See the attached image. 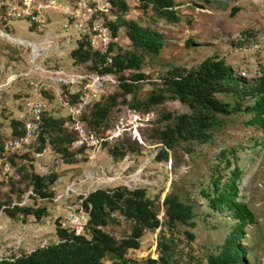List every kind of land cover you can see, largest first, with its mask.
<instances>
[{
  "label": "rangeland",
  "instance_id": "1",
  "mask_svg": "<svg viewBox=\"0 0 264 264\" xmlns=\"http://www.w3.org/2000/svg\"><path fill=\"white\" fill-rule=\"evenodd\" d=\"M125 2L128 5L126 12L121 13L119 8L113 7L105 15L109 28V22L122 15L124 19L136 20L157 31L165 39L158 56L143 57L141 71L149 78L139 82L137 96L140 98L145 97L150 78L158 79L173 64L192 67L214 53L222 56L233 66L236 73L248 81L258 79L261 71H264V0H175L178 21L158 16L150 7L144 8L137 0ZM52 11H56L51 12V15L57 21L60 13L57 10ZM53 27L57 31L60 29L59 23ZM0 28L15 38L35 39L37 42L40 39L30 31L26 22L19 20L9 21L7 26L0 25ZM247 31L248 35L245 34ZM112 39L120 49L132 50L124 27L119 28L117 37ZM80 42L96 51L91 46L89 37L83 36L77 40V44L50 48L35 63L51 69L61 68L67 72L87 75L80 83L69 88L75 91L91 82L88 81L90 75L114 76L115 82L110 81V78L104 81L105 93L101 99L115 94L116 104L111 108L105 122L87 125V130L94 132L100 140V149L75 144L78 136L67 106L59 102L53 90L45 93V116L60 121L61 125L57 123L48 133L43 134L48 137V143L43 144L38 137L35 153L40 151V155L30 150L21 156L19 162L30 173L43 175L47 180L55 178L48 189L52 196L39 198L34 195L24 205L44 209L39 219L32 214L23 213H16L11 217L10 209L24 206L7 207L2 211L1 206L8 205L13 197L21 199L32 181L29 177H24L17 184L0 188V259L31 252L37 247L56 242V227L65 205L76 206L81 196L96 188L125 185L129 188H144L147 196L159 205L161 221L165 218L162 207L165 194L176 188L190 191L197 216L195 225L189 229L195 234V239L187 241L181 233L185 227L180 226L177 234L178 247L186 258L190 256L202 264H208L206 255L219 249L235 218L228 210L211 211L198 190L208 184L215 165H221L224 177L229 174L230 167L236 165L242 170L238 179L237 199L248 205L255 218L253 223L244 228V236L239 245L245 252V264H264V132L257 126L246 124L248 114L231 115L214 131L212 142L195 144L196 157H189L181 149H176L175 152H168L167 161L157 160L156 156L162 144L156 137L155 129L164 124L159 119L161 114L164 111L188 112L189 109L173 99H167L162 105L149 110L132 108L123 100L124 96L118 89L121 78L129 79L131 71L126 70L122 74L99 72L96 68H99V64L95 66L92 60L76 61L71 56V51ZM34 50L33 47V54ZM30 53V47L0 35V144L6 138L14 136L15 131L21 130V125H17L15 131L12 129V120L21 121L27 118L22 103L30 95L29 78H9L13 73L28 71L33 67ZM76 98L77 95L73 94L70 101L74 102ZM130 98V95L126 96V99ZM246 102L248 101H244ZM91 108L88 105L82 115L85 113L87 116ZM134 111L139 118L133 116ZM82 115L79 121L85 123ZM134 130L138 133L136 138L132 136ZM60 133H70L75 139L70 144H62L67 148L65 156L58 151V144L52 142L53 137ZM109 149H114L116 155H111ZM222 149H228V157L234 153L235 160L231 159L230 167L224 168V160L218 157ZM65 159H72L74 162L66 163ZM70 185L73 191L67 192ZM115 215L117 219L104 229L120 239L129 234L132 223L118 214ZM159 234L160 227L145 231L139 248L129 249L126 257L139 263L147 257L156 258L155 244ZM112 262V259L104 260V264Z\"/></svg>",
  "mask_w": 264,
  "mask_h": 264
},
{
  "label": "trees",
  "instance_id": "2",
  "mask_svg": "<svg viewBox=\"0 0 264 264\" xmlns=\"http://www.w3.org/2000/svg\"><path fill=\"white\" fill-rule=\"evenodd\" d=\"M137 1L144 8L150 7L166 20H179L175 0ZM113 4L121 13L128 9L125 0H114ZM109 26L113 38L117 37L119 28H125L126 37L131 42V51H124L117 47L115 41H111L107 53H100L80 42L71 51V56L78 62L92 60L95 66L99 64V68L96 66L99 72L122 74L126 70L131 71L129 79L121 78L118 89L124 96L123 100L132 108L149 110L162 105L167 99H173L189 109L188 112L164 111L161 114L159 119L164 124L155 129L156 137L162 144L156 156L157 160L167 161L168 152H175L176 149H181L189 157H196L195 144L212 142L214 131L231 115L248 114L246 124L257 126L264 132V71H261L258 79L248 81L236 73L233 66L222 56L214 53L192 67L173 64L165 69L158 79L150 78L149 89L145 97L140 98L137 96L139 82L149 78L141 71L143 57L158 56L165 39L157 31L141 25L136 20L124 19L122 15L109 22ZM245 34L248 35L249 32ZM127 95L131 98L126 99ZM116 99L117 95L111 94L89 105L92 108L88 115L85 113L82 115L86 128L88 124L99 125L105 122L111 108L117 102ZM246 100L248 102L244 103ZM42 120L45 130L43 128L38 137L46 144L49 139L43 134L48 133V130L57 123L61 125V122L46 117L45 112ZM17 125H21L20 131H15ZM11 127L16 132L15 135H19L22 133L23 122L12 120ZM74 140L72 134L60 133L53 137L52 142L58 144V151L65 156L67 148L62 144L65 142L70 144ZM35 149L36 145L34 152ZM109 151L111 155H116L114 149ZM227 153L228 149H222L218 155L224 160V168L230 167L231 159L235 160L234 153L231 157H228ZM65 162L74 161L65 159ZM20 164V162L16 164L20 174L16 184L24 177H29L32 181L29 189L35 195L39 198L52 196L48 189L55 178L47 180L43 175L26 171ZM220 167L215 165L212 168L208 184L200 187L198 191L206 199L211 211L228 210L235 218V222L219 249L208 253L206 260L208 264H245V252L239 241L244 236V228L255 221L254 214L245 202L237 199L238 179L242 173L240 167L236 165L230 167L229 174L225 177ZM80 198L81 206L88 215L83 234L76 235L57 225L56 242L37 247L31 252L2 257L0 264H104L107 258L113 260L110 264H202L190 256L186 258L178 247L177 234L180 226L185 227L181 233L187 241L195 239V234L189 228L195 225L197 213L192 195L187 189L176 188L165 194L162 199L165 217L163 221L159 218V205L147 196L146 190L142 187L129 188L117 185L96 188ZM9 212L11 217L16 213H23L32 214L39 219L44 209L27 205L10 209ZM115 214L132 223L129 234L120 239L104 229L117 219ZM159 227L160 234L155 244L156 258L147 257L139 263L126 257L129 249L139 248L145 231H153Z\"/></svg>",
  "mask_w": 264,
  "mask_h": 264
},
{
  "label": "built area",
  "instance_id": "3",
  "mask_svg": "<svg viewBox=\"0 0 264 264\" xmlns=\"http://www.w3.org/2000/svg\"><path fill=\"white\" fill-rule=\"evenodd\" d=\"M114 0H0V25L7 26L9 21L19 20L26 22L30 31L38 36L37 40H26L20 37H13L0 28V35H4L8 40L15 41L17 44L26 45L31 48L29 57L34 63L28 71L13 73L10 80L18 77L29 78L31 91L30 95L24 98L22 103L23 110L27 118L23 122L22 133L6 138L0 145V188L10 187L12 183L20 177L17 171V163L22 155L27 151H33L36 140L43 130L42 115L45 111L44 94L53 90L59 102L67 106L71 118L74 120V130L77 132L78 139L75 144L86 145L92 149H100V140L95 133L87 130L85 124L79 121L84 109L101 99L105 93L104 81L110 78L115 82L114 76L93 74L89 76L90 83L79 87L76 91L70 90L87 75L75 72H67L61 68L51 69L41 63H35L36 59L50 48H58L77 44V40L83 36H88L91 46L100 53H107L112 39L111 30L106 24L105 15L114 7ZM60 13L57 21H54L51 12ZM59 23V30H55L54 24ZM52 25V28L48 27ZM38 43V45H37ZM38 49L36 55L32 49ZM110 60V58H108ZM37 74V77L33 75ZM9 80V81H10ZM2 87L0 86V91ZM68 89V91H67ZM76 92V93H75ZM76 94V101H70V97ZM135 118H139L136 111L133 112ZM121 123V121H120ZM119 128V126H116ZM120 134V133H119ZM133 138L138 136L136 130L133 131ZM34 154L40 155L41 153ZM68 191H73L70 185ZM35 193L28 189L24 192L21 199L12 198L8 205L3 208H14L24 206L28 199ZM84 194L83 196H85ZM62 196V195H61ZM59 198V197H58ZM54 198V200H58ZM82 199L76 206L65 205L62 209V216L58 219L57 225L73 232L76 235L83 234L88 220L87 212L81 206ZM43 246V245H42Z\"/></svg>",
  "mask_w": 264,
  "mask_h": 264
},
{
  "label": "bare ground",
  "instance_id": "4",
  "mask_svg": "<svg viewBox=\"0 0 264 264\" xmlns=\"http://www.w3.org/2000/svg\"><path fill=\"white\" fill-rule=\"evenodd\" d=\"M34 48H35V47H34ZM34 52H35L34 55H36V54L38 53V49L35 48Z\"/></svg>",
  "mask_w": 264,
  "mask_h": 264
},
{
  "label": "crops",
  "instance_id": "5",
  "mask_svg": "<svg viewBox=\"0 0 264 264\" xmlns=\"http://www.w3.org/2000/svg\"><path fill=\"white\" fill-rule=\"evenodd\" d=\"M1 145V144H0ZM26 226V225H25Z\"/></svg>",
  "mask_w": 264,
  "mask_h": 264
}]
</instances>
